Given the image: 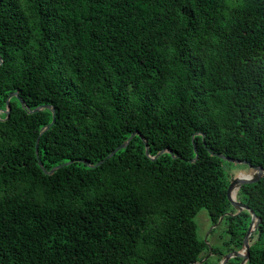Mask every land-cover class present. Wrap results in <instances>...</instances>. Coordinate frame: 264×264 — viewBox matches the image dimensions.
<instances>
[{
  "label": "trees",
  "instance_id": "16d2710c",
  "mask_svg": "<svg viewBox=\"0 0 264 264\" xmlns=\"http://www.w3.org/2000/svg\"><path fill=\"white\" fill-rule=\"evenodd\" d=\"M233 163L264 167V0H0V264H216L249 209L226 264H264Z\"/></svg>",
  "mask_w": 264,
  "mask_h": 264
},
{
  "label": "water",
  "instance_id": "95a60500",
  "mask_svg": "<svg viewBox=\"0 0 264 264\" xmlns=\"http://www.w3.org/2000/svg\"><path fill=\"white\" fill-rule=\"evenodd\" d=\"M15 94H18V93H15ZM12 95V94H11ZM10 95V96H11ZM22 101V100H21ZM23 102V101H22ZM46 107H50V105H44ZM43 106H39L37 108L34 109V111H37L39 110L40 108H42ZM11 107H9V110H10ZM8 110V112H9ZM54 121V120H53ZM50 125H48L49 127ZM135 133H133L129 139L127 141H125L124 143H122L121 145H119L117 148H115L109 155L108 157L112 156L113 154L116 153V151L118 149H121V148H124L127 143L129 142V140H131V138L134 136ZM37 147H38V144H37ZM221 157H225L223 155H220ZM225 158H228L229 160L231 161H236L238 162L239 160H234V159H231L229 157H225ZM103 161V160H102ZM102 161H100L98 164H100ZM72 161H69L68 163H70ZM252 174H245V175H239L237 177H235L231 183L229 184L228 186V197L231 201V203L236 206V207H239V208H248L249 207L245 204H242L240 203L238 200H237V197H236V194H237V190L240 188L241 185L245 184V183H249V182H255V181H258L262 176H264V167L260 166V165H252ZM250 212H251V215H252V220H251V224L248 228V231H247V234L244 238V246H245V250H246V253L243 254L242 252L238 251V250H234L232 252H229L223 260H221L220 264H226L227 260L233 256H243V262H245V260L247 259L248 257V254H249V237L250 235L252 234V232L254 231V229L256 228L257 226V223L259 221V219L257 218V215L256 213L252 210V209H249Z\"/></svg>",
  "mask_w": 264,
  "mask_h": 264
},
{
  "label": "rangeland",
  "instance_id": "374dc122",
  "mask_svg": "<svg viewBox=\"0 0 264 264\" xmlns=\"http://www.w3.org/2000/svg\"><path fill=\"white\" fill-rule=\"evenodd\" d=\"M232 171L237 173H241L244 171H247L246 174H252V169L247 168L245 164L243 163H233L232 164ZM196 220L199 225V233L201 237H204L207 239V242L210 246H223L224 241L228 238V235L225 233V224H217L212 225L209 214L206 209H202L199 211V213L196 216ZM246 250H243L242 253L245 254ZM207 253H203V255H206ZM213 260L216 264H219L220 261H218L217 255L213 256Z\"/></svg>",
  "mask_w": 264,
  "mask_h": 264
},
{
  "label": "flooded vegetation",
  "instance_id": "af4514ba",
  "mask_svg": "<svg viewBox=\"0 0 264 264\" xmlns=\"http://www.w3.org/2000/svg\"><path fill=\"white\" fill-rule=\"evenodd\" d=\"M220 264V263H219Z\"/></svg>",
  "mask_w": 264,
  "mask_h": 264
}]
</instances>
